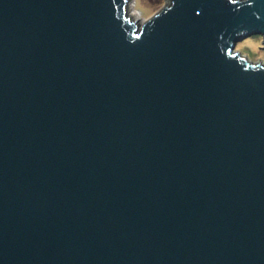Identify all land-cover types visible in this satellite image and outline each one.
I'll use <instances>...</instances> for the list:
<instances>
[{
  "label": "water",
  "instance_id": "water-1",
  "mask_svg": "<svg viewBox=\"0 0 264 264\" xmlns=\"http://www.w3.org/2000/svg\"><path fill=\"white\" fill-rule=\"evenodd\" d=\"M0 0V264H264V0Z\"/></svg>",
  "mask_w": 264,
  "mask_h": 264
},
{
  "label": "rangeland",
  "instance_id": "rangeland-1",
  "mask_svg": "<svg viewBox=\"0 0 264 264\" xmlns=\"http://www.w3.org/2000/svg\"><path fill=\"white\" fill-rule=\"evenodd\" d=\"M129 2L132 6L128 5L130 4ZM128 4L129 11L127 14L142 23L155 14L161 7L168 4V0H128ZM261 46L262 36L253 34L237 41L235 49L242 50V54L252 61H264V49Z\"/></svg>",
  "mask_w": 264,
  "mask_h": 264
},
{
  "label": "bare ground",
  "instance_id": "bare-ground-1",
  "mask_svg": "<svg viewBox=\"0 0 264 264\" xmlns=\"http://www.w3.org/2000/svg\"><path fill=\"white\" fill-rule=\"evenodd\" d=\"M130 3V2H129ZM127 4H128V1H127ZM128 5H131L132 6V4L130 3V4H128ZM129 10H128V6H127V11L126 12H128ZM130 14H132L131 12H130ZM138 15V14H137Z\"/></svg>",
  "mask_w": 264,
  "mask_h": 264
}]
</instances>
